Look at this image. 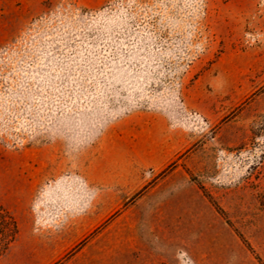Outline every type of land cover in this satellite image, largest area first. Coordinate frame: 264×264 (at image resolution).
<instances>
[{"label": "rangeland", "instance_id": "374dc122", "mask_svg": "<svg viewBox=\"0 0 264 264\" xmlns=\"http://www.w3.org/2000/svg\"><path fill=\"white\" fill-rule=\"evenodd\" d=\"M0 206V264H264V0H0Z\"/></svg>", "mask_w": 264, "mask_h": 264}, {"label": "trees", "instance_id": "16d2710c", "mask_svg": "<svg viewBox=\"0 0 264 264\" xmlns=\"http://www.w3.org/2000/svg\"><path fill=\"white\" fill-rule=\"evenodd\" d=\"M19 228L14 216L0 206V257L16 240Z\"/></svg>", "mask_w": 264, "mask_h": 264}, {"label": "crops", "instance_id": "0c3cea01", "mask_svg": "<svg viewBox=\"0 0 264 264\" xmlns=\"http://www.w3.org/2000/svg\"><path fill=\"white\" fill-rule=\"evenodd\" d=\"M169 194V193H168ZM166 197H168V196H166ZM166 199V198H165ZM167 200H170V199H166V202H165V207H163V208H165V209H170L171 208V203H170V201H167ZM155 204V203H154ZM152 209H155V207L154 208H152Z\"/></svg>", "mask_w": 264, "mask_h": 264}]
</instances>
